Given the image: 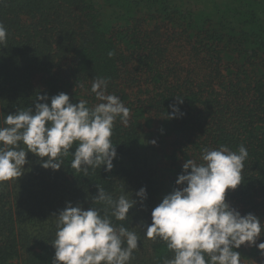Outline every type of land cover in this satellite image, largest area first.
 Segmentation results:
<instances>
[{"label": "trees", "instance_id": "obj_1", "mask_svg": "<svg viewBox=\"0 0 264 264\" xmlns=\"http://www.w3.org/2000/svg\"><path fill=\"white\" fill-rule=\"evenodd\" d=\"M0 23L8 33L0 44V126L61 92L93 106L95 78H106L107 93L130 109L127 126L114 122L110 172L101 166L85 175L71 167V154L59 170L45 169L28 152L23 174L0 182V264H53V214L69 202L103 209L93 204L96 185L137 201L125 221L112 218L140 238L130 264H163L172 252L144 235L152 210L181 187L175 181L188 159L200 162L203 148L221 145L248 151L226 202L264 224V0H0ZM43 95L49 100L37 99ZM171 105L179 108L174 118ZM152 135L165 142L158 162L141 149ZM236 251L264 264L255 245Z\"/></svg>", "mask_w": 264, "mask_h": 264}, {"label": "clouds", "instance_id": "obj_2", "mask_svg": "<svg viewBox=\"0 0 264 264\" xmlns=\"http://www.w3.org/2000/svg\"><path fill=\"white\" fill-rule=\"evenodd\" d=\"M7 29L0 23V44L7 41ZM114 53L109 51L108 56ZM108 80L95 78L90 91L97 103L89 107L86 100L70 102L61 92L32 108L17 109L4 117L0 126V182L23 174L28 152L42 158L45 169L59 170L63 157L71 154V167L83 171L101 168L110 172L117 152L111 137L119 117L127 126L130 109L115 94L107 93ZM84 87L83 84L80 85ZM48 101L47 95L38 96ZM178 102L182 100L178 98ZM172 116L179 113L171 105ZM76 145L74 151L73 145ZM248 151L241 145L232 151L221 145L218 149L203 148L200 162L188 159L178 186L152 210V223L144 229L148 239L166 243L172 252L163 264H241L242 245H255L264 254V242L256 243L264 232V224L252 213L241 215L226 202V190L236 189L242 181ZM46 158V159H43ZM190 170V171H189ZM92 197L93 204L84 210L70 202L53 214L56 224L53 264H130L140 238L123 224L137 203L125 195L114 198L103 187ZM141 203L147 198L145 188L136 192ZM103 211V214L101 212Z\"/></svg>", "mask_w": 264, "mask_h": 264}, {"label": "rangeland", "instance_id": "obj_3", "mask_svg": "<svg viewBox=\"0 0 264 264\" xmlns=\"http://www.w3.org/2000/svg\"><path fill=\"white\" fill-rule=\"evenodd\" d=\"M141 149L148 156L149 160L158 162L165 150L164 139L154 135L143 136ZM241 264H250V262H246L245 259L241 258Z\"/></svg>", "mask_w": 264, "mask_h": 264}]
</instances>
